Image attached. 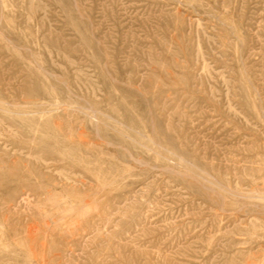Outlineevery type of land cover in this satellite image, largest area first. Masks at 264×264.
Wrapping results in <instances>:
<instances>
[{
	"label": "rangeland",
	"instance_id": "rangeland-1",
	"mask_svg": "<svg viewBox=\"0 0 264 264\" xmlns=\"http://www.w3.org/2000/svg\"><path fill=\"white\" fill-rule=\"evenodd\" d=\"M0 264H264V0H0Z\"/></svg>",
	"mask_w": 264,
	"mask_h": 264
}]
</instances>
